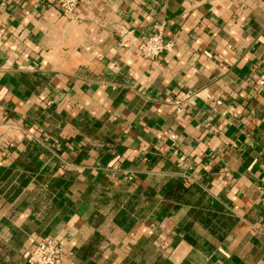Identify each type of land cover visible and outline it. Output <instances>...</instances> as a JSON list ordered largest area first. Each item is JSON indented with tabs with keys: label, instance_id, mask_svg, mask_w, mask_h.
<instances>
[{
	"label": "crops",
	"instance_id": "0c3cea01",
	"mask_svg": "<svg viewBox=\"0 0 264 264\" xmlns=\"http://www.w3.org/2000/svg\"><path fill=\"white\" fill-rule=\"evenodd\" d=\"M260 78L264 0H0V264H264Z\"/></svg>",
	"mask_w": 264,
	"mask_h": 264
},
{
	"label": "built area",
	"instance_id": "2783aa9c",
	"mask_svg": "<svg viewBox=\"0 0 264 264\" xmlns=\"http://www.w3.org/2000/svg\"><path fill=\"white\" fill-rule=\"evenodd\" d=\"M81 0H55L56 5L61 14L71 15L77 8ZM122 40H127V36L131 35L128 30H123L119 34ZM173 44L168 41L164 42L162 34L158 29L157 32L144 37L138 44V50L144 58L154 59L162 55L164 52L171 50ZM258 85L264 84V79L257 80ZM167 139L171 143H175L176 135L173 132H167ZM261 234L264 237V220L261 224ZM27 264H63L64 249L61 243L54 238H44L35 241L30 248L23 254Z\"/></svg>",
	"mask_w": 264,
	"mask_h": 264
}]
</instances>
